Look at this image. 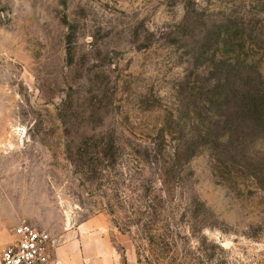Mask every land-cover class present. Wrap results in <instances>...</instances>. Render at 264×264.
I'll return each instance as SVG.
<instances>
[{
	"label": "rangeland",
	"instance_id": "374dc122",
	"mask_svg": "<svg viewBox=\"0 0 264 264\" xmlns=\"http://www.w3.org/2000/svg\"><path fill=\"white\" fill-rule=\"evenodd\" d=\"M95 216L137 264H264V0H0V253Z\"/></svg>",
	"mask_w": 264,
	"mask_h": 264
},
{
	"label": "crops",
	"instance_id": "0c3cea01",
	"mask_svg": "<svg viewBox=\"0 0 264 264\" xmlns=\"http://www.w3.org/2000/svg\"><path fill=\"white\" fill-rule=\"evenodd\" d=\"M137 264L133 244L124 234L112 233L103 216L79 222L64 232L47 264Z\"/></svg>",
	"mask_w": 264,
	"mask_h": 264
},
{
	"label": "built area",
	"instance_id": "2783aa9c",
	"mask_svg": "<svg viewBox=\"0 0 264 264\" xmlns=\"http://www.w3.org/2000/svg\"><path fill=\"white\" fill-rule=\"evenodd\" d=\"M13 236L0 253V264H47L51 259L53 244L44 231L22 223Z\"/></svg>",
	"mask_w": 264,
	"mask_h": 264
},
{
	"label": "trees",
	"instance_id": "16d2710c",
	"mask_svg": "<svg viewBox=\"0 0 264 264\" xmlns=\"http://www.w3.org/2000/svg\"><path fill=\"white\" fill-rule=\"evenodd\" d=\"M139 262V261H138Z\"/></svg>",
	"mask_w": 264,
	"mask_h": 264
}]
</instances>
